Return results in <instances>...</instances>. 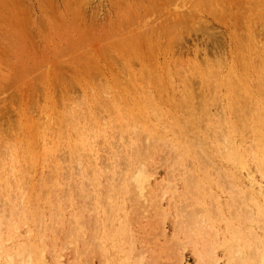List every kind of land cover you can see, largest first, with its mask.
I'll return each instance as SVG.
<instances>
[{"label":"rangeland","instance_id":"374dc122","mask_svg":"<svg viewBox=\"0 0 264 264\" xmlns=\"http://www.w3.org/2000/svg\"><path fill=\"white\" fill-rule=\"evenodd\" d=\"M252 123L264 145V0H0L10 251L38 243L49 264H104L97 226L141 164L146 192L125 200L135 258L196 264L203 230L183 249L186 216L219 213L226 235L247 225L239 188L264 190ZM229 149L241 165L226 162ZM228 255L219 248V264Z\"/></svg>","mask_w":264,"mask_h":264},{"label":"bare ground","instance_id":"6f19581e","mask_svg":"<svg viewBox=\"0 0 264 264\" xmlns=\"http://www.w3.org/2000/svg\"><path fill=\"white\" fill-rule=\"evenodd\" d=\"M258 117H259V115H258ZM258 117H256L257 119L255 118V120H256L255 122L260 124L261 121H260V119H258ZM252 120H253V118H252ZM254 125L255 124H253V126H251V127L253 128ZM258 131H259V129L255 128V130L253 129L251 132L252 135L255 136V138H258V139H256L257 142H255V144H254L252 159H254V162H255L257 169L259 170V172L264 177V145L262 144V141L259 139ZM230 148H232V147H230ZM201 152H203V151H201ZM223 152H225V151H223ZM224 155H225L224 159L226 160V162L227 163L229 162L232 165L233 164L234 165L235 164L241 165L244 162L243 161L244 158H242L243 155L241 156V154L238 152L237 149H232V150L229 149V150H227V152ZM139 165H140V167L137 165V167H138L137 169L135 167L136 170L133 171V169H132L133 172L131 171L132 174L130 175L129 180H127L128 182L126 184H124L123 186L122 185L120 186L121 193H120V198L118 196L119 199L115 205L116 209H115V207L111 208V210L109 211L108 214H106L104 212L103 213L104 214L103 220H101L102 223H101V221H100V223L98 222L99 226H97V227L99 228V232H95L96 233L95 239L97 240V247L103 256V260H104L103 263L104 264H145L142 258H140L138 260L135 258L136 255L134 256V253L131 249L132 242H131V244L128 243L129 240L131 241V239L129 238L130 235H129V237H127L129 234L128 233L129 227H128L127 211H126V203H125V200L127 199L126 197H127V195L130 194L129 193L130 190H132L133 194L134 193L136 194V198L144 196L146 189L149 185V180H150V174L143 167H141V164H139ZM241 169H242V166H241ZM228 170H229V168H228ZM224 171H226V170H224ZM226 174H228V173L226 172ZM222 178H225V177H222ZM229 178H227V179H229ZM240 178H241V176H240ZM237 179H239V177ZM237 179H235V180H237ZM233 180L229 181V183L235 184L234 183L235 180L234 181ZM229 183H226V185L229 186V188H230L231 186L228 185ZM238 183H239V181H238ZM237 188L238 187H236V189ZM260 188H261V186H260ZM239 190L240 191H239V195L237 197L238 198L237 200L242 201L243 204L246 203L244 206H247V207L249 206V208H247V209H249V210H247L248 212L245 210L246 212L243 215L244 216L243 221L245 220L244 222L247 224L246 226H241L242 224L238 225V222L235 221L238 226H236V224L231 226L229 228V230H227V234L224 235L225 233H223V232L221 233L220 232L221 230L218 231L214 226L215 221L217 220V218L220 217L219 213L212 214V213H210L211 211L207 212V210H205V209L198 210V208L196 209L198 211L193 210L192 212L189 213L188 216H186V221L185 220H184L185 222L183 221L184 226L183 225H181V226L184 228L183 229V231H184L183 234L185 235L184 238L186 237L188 239V240L186 239L187 241H185V243L184 242L181 243L183 249L189 248V246H190L189 244L192 242L191 237H193L192 235H194L195 232H198L200 229L203 230L202 234L204 235V240H202L203 243L201 241L202 244L200 243L201 244L200 248L198 247L197 242H195V241L192 242L194 244L193 253H194L195 258H196V264H219V261L221 259V257L218 256V249L219 248H223V249H225L227 254L228 253L231 254V255H228V260H227L228 264H264V190L262 192H261L262 189H259V191L257 190L258 191L257 194L256 193L253 194L251 191H243L240 188H239ZM232 191H234L233 188H232ZM236 194H238V193H236ZM233 198H235V195L233 196ZM116 200L117 199H115L114 201H116ZM235 200L233 202L231 201V203H233V206L236 203L238 205L239 204L242 205V203H238V201L235 202ZM231 203L229 201V204H231ZM113 206H114V204H113ZM231 208H232V206H231ZM219 211H221V210L219 209ZM241 213L242 212H240L239 215H241ZM20 215H22V214H20ZM160 215H162V214H160ZM27 217H26V219H28ZM58 218L61 219L62 217L58 216ZM227 218L228 217H226V219ZM10 220L11 219H9L7 222L9 226L12 225V224H9ZM56 220H57V218H56ZM76 220H74V222ZM228 220H229V218H228ZM28 221H26L25 223H27ZM239 221H242V220H239ZM76 223H75V226L77 225ZM22 224L24 225V223H22ZM1 226H3V224H1ZM4 227H6V226L4 225L3 228ZM10 227L11 228L7 229L5 232L0 227V264H49L46 261V258L44 256V249L42 248V245L39 246L38 243H37V245L36 244L31 245L30 244L29 246H26L29 244V242H28V244H25V243L19 244L17 242V244L19 246L17 245L18 247L15 250L10 251L8 246H6V242L10 241V239H14L16 236L14 229L12 228V226H10ZM77 227L78 226H76V229H77ZM15 228H17V227H15ZM73 228L75 231V227H73ZM193 230H194V233H193ZM95 231H97V230H95ZM220 234H221V236H220ZM41 237H43V236L41 235ZM127 238H128V240H127ZM38 239H39V237H38ZM198 241H199V239H198ZM30 243H31V241H30ZM42 243H40V244H42ZM10 245H13V244H10ZM22 246H23V248H21ZM192 247H193V245H192ZM44 248H45V246H44ZM177 254H178V252L176 253V255ZM55 257L56 256H54L53 259H55ZM182 257H183L182 253H180V255H179V261L180 262L182 261ZM53 262H56V261L53 260ZM77 263H80V262L77 260L76 264ZM150 264H152V263H150Z\"/></svg>","mask_w":264,"mask_h":264}]
</instances>
